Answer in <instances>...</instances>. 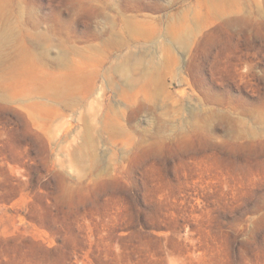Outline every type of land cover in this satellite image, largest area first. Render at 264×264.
<instances>
[{
    "label": "rangeland",
    "instance_id": "1",
    "mask_svg": "<svg viewBox=\"0 0 264 264\" xmlns=\"http://www.w3.org/2000/svg\"><path fill=\"white\" fill-rule=\"evenodd\" d=\"M0 264H264V0H0Z\"/></svg>",
    "mask_w": 264,
    "mask_h": 264
},
{
    "label": "bare ground",
    "instance_id": "2",
    "mask_svg": "<svg viewBox=\"0 0 264 264\" xmlns=\"http://www.w3.org/2000/svg\"><path fill=\"white\" fill-rule=\"evenodd\" d=\"M193 16L195 17V15H193ZM128 24H132L133 25L132 27H135V28L139 27L138 24L133 23L131 21H129ZM180 42H181L182 47L184 48L188 45V38L182 37V40ZM141 65H142V59L141 58H133V60H125L119 67V73H120L121 77H123L124 79H126L129 82H132L135 79L136 71L139 70Z\"/></svg>",
    "mask_w": 264,
    "mask_h": 264
}]
</instances>
